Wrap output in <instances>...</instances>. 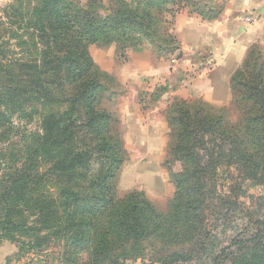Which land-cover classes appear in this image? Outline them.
Masks as SVG:
<instances>
[{"label": "trees", "instance_id": "trees-1", "mask_svg": "<svg viewBox=\"0 0 264 264\" xmlns=\"http://www.w3.org/2000/svg\"><path fill=\"white\" fill-rule=\"evenodd\" d=\"M154 1H157L154 12L148 8L150 0H136L135 7L120 0V9L113 10L111 15H102L105 7L86 8L80 2L45 0L35 11L34 31L40 41L38 58L28 63L0 59V101L8 120L11 121L15 112L26 114L25 105L33 96L43 100V104L67 103V110L76 113L75 117L72 113H66L64 118L59 115L44 117V134L34 136L36 143L32 146L29 142L19 148V159L24 160L22 164L15 163L17 155L14 152L0 151V242L3 239L13 241L19 235L28 237L33 232L42 234L44 230L58 226L56 222L62 211L55 204L61 199L74 206L70 215L74 227L86 223L82 233L74 232L72 245L77 246L68 251V259L77 262L81 251L92 246L87 253V262L96 263L102 256L107 261L117 262L114 248L123 249L129 243L145 239L149 233L172 241L189 232L198 206L193 196L199 194L202 176L216 166L223 155L239 157L256 166L261 163V157L249 151V134H253L255 144L258 141L260 145L264 140L261 135L264 133V68L258 67L254 58L258 53L253 50L258 49L261 54L262 51L253 47L230 81L231 103L243 114L237 123H230L217 112L223 107L200 99L174 101L168 108L166 166L178 164L184 167L190 163L186 177L177 175L174 183L175 195L185 191L189 199L175 204L169 215L158 213L142 193L132 192L122 200L114 199V183L124 161V152L118 142L111 143L112 115L100 106L102 81L90 51L111 42L119 43L123 48L140 33L158 41L153 36L156 30L162 31L164 40L178 48L175 37L167 33L162 24L161 13L167 5L183 7L184 2L189 5L190 0ZM31 92L33 95H29ZM56 92L62 100L56 97ZM7 124L11 125L10 122ZM49 132L53 133L52 139L48 137ZM88 137L90 139L86 140ZM79 138L87 143L83 149L74 151ZM46 146H54L49 148L56 156V163L44 172L41 159L52 158V152ZM67 146L73 149H68V156ZM84 163L88 169L85 175L78 173V167ZM190 179L192 182L186 187ZM49 182L58 186L56 196H44L43 190ZM84 191L87 193L81 195ZM50 205L51 210L44 213L43 209ZM37 215H47L46 218L53 215L51 220L55 221L51 226L27 227L29 218H37ZM100 217H104V228H98ZM33 237L36 247L40 248L47 244L49 235ZM121 255L127 256L124 249Z\"/></svg>", "mask_w": 264, "mask_h": 264}, {"label": "rangeland", "instance_id": "rangeland-1", "mask_svg": "<svg viewBox=\"0 0 264 264\" xmlns=\"http://www.w3.org/2000/svg\"><path fill=\"white\" fill-rule=\"evenodd\" d=\"M44 1L0 0V59L28 63L38 58L40 41L34 31L35 11L45 3ZM61 1L80 2L82 7L86 8L105 7L106 11L103 10L102 15L107 13L111 15L113 10L120 9V0ZM125 2L130 7L136 6V0H125ZM150 3L148 8L154 12L157 1L150 0ZM135 33L138 34L139 31ZM153 36L158 41L149 39L140 33L130 39L123 48L119 43L111 42L95 46L90 54L98 70L97 75L102 81L100 106L112 115L110 134L113 139L111 143L114 145L118 142L124 152V161L114 183V199L122 200L132 192L142 193L158 213L169 215L175 204L180 201L186 202L189 199L185 191H180L178 196L175 195L174 183L177 175L183 178L185 173L191 169L190 163H186L184 167L178 164H173L170 168L166 166L169 143L166 113L172 103L179 99H171L162 111L167 128L163 140L155 143L163 146H158L160 155L157 151L153 156L147 155L148 151L143 149L144 144L142 145L139 141V133L133 130L134 124H130V129L134 132V136H131L129 127L122 121V119L127 120L126 116L130 117L138 112L145 115L144 113L154 107L158 100V92H161L163 87L154 69L161 61L168 65L171 59L177 56L179 48L173 43L166 42L162 31L156 30ZM142 50H148L152 54L149 63L152 72L142 75L138 72L140 74L138 76L133 68H130L131 53H140ZM253 51L258 53L254 56L258 61V67L264 68V54H261L258 49ZM123 70H126L130 78L134 79L133 83L127 82V76L118 77L116 75L117 72ZM238 78H235V81ZM29 95H33V92ZM33 97L29 98L25 105L26 114L21 115L15 112L11 116V121L3 112L0 101V151L14 152L17 155L16 164L24 162L19 159V148L27 146L29 142L32 146L36 143L33 137L44 134L45 129L42 126L44 117L59 115L64 118L66 113H72L73 117L76 115L74 110H67V103L43 104V100ZM56 97L60 100L63 98L57 92ZM52 99L54 100V96ZM219 110L217 112L230 123H237L243 116L234 103H229ZM8 122L11 125L7 124ZM4 123L6 125L1 127ZM49 135V139H52L53 133L49 132ZM261 135L264 137V133ZM249 137L251 139L249 151L251 154H256L258 158L261 157V163L256 166L254 162H246L245 159L228 156L229 154L223 155L218 160V164L208 169L207 174L202 176L201 185L197 190L199 194L193 196V199H197L198 206L194 212L189 232L175 237L174 240L166 241L154 233H149L145 239L123 246L127 253L125 257L121 255L123 249L114 248L118 256L117 262L107 261L105 256H102V259L96 263L87 262V253L92 250V246H89L85 251H81L83 253L78 255L79 260L74 262L71 258L68 259L69 250L77 246L72 245L74 232L82 233L86 223L77 228L74 227L71 223L72 216H70L74 206L60 199L59 203L55 204L62 211L61 218L56 222L58 226L51 230H42V234L31 232V236L28 237L19 235L13 241L3 239L0 242V264H264V140H261L259 145L258 141L256 144L253 143V134H249ZM89 139L90 137L86 140ZM85 143L87 142H81L79 138L74 151L83 149ZM49 147L52 149L54 146ZM49 147L45 148L52 152ZM45 148H43L42 155L46 152ZM70 148L67 146V156ZM142 150L147 156H141ZM162 152H164L163 160L161 159ZM51 156L52 158L46 156L41 159L40 166L44 172L56 163V156L53 152ZM158 156H160L159 166H156L153 172L147 168V164L157 162ZM84 164L78 167V173L83 175L88 170L86 163ZM191 182L190 179L186 187ZM49 183L50 185L43 190L44 196H56L57 185H52L53 182ZM37 193L38 191L34 192L33 196L36 197ZM86 193L84 191L81 195ZM35 210L37 211L38 208ZM50 210L51 205L43 209L46 214ZM46 217L47 215H42V217L37 215V218L32 216L27 222V227L53 225L55 220L51 218L54 216ZM103 221L104 217L98 219V228H104ZM75 224L78 225L77 222ZM40 235H49V237L47 244L39 248L36 247L33 236ZM112 251L109 253L111 254Z\"/></svg>", "mask_w": 264, "mask_h": 264}, {"label": "crops", "instance_id": "crops-1", "mask_svg": "<svg viewBox=\"0 0 264 264\" xmlns=\"http://www.w3.org/2000/svg\"><path fill=\"white\" fill-rule=\"evenodd\" d=\"M184 4L183 7L167 5L161 13L162 24L175 37L179 49L168 65L161 61L154 69L163 85L157 102L145 115L138 112L126 116L127 120L122 119L131 136L134 132L130 124H134L133 130L139 133L143 149L151 156L155 151L160 155L158 146L162 145L155 143L163 140L167 126L162 111L171 99L199 98L213 106L225 107L232 100L231 77L248 51L259 47L264 54V19L252 24L239 20L245 12H259L264 0H190L189 5ZM136 53H131L130 68L134 73L140 76L139 73L152 72L151 52ZM116 75L127 76V82L133 83L126 70ZM144 153L142 150L141 156ZM162 156L163 160L164 152ZM158 157L157 162L147 164L153 172L159 166Z\"/></svg>", "mask_w": 264, "mask_h": 264}, {"label": "built area", "instance_id": "built-area-1", "mask_svg": "<svg viewBox=\"0 0 264 264\" xmlns=\"http://www.w3.org/2000/svg\"><path fill=\"white\" fill-rule=\"evenodd\" d=\"M260 19H264V6L259 12L244 13L239 20L247 24L258 22Z\"/></svg>", "mask_w": 264, "mask_h": 264}]
</instances>
